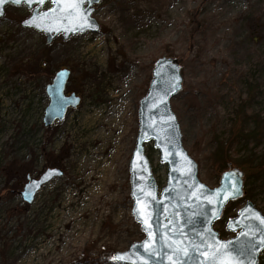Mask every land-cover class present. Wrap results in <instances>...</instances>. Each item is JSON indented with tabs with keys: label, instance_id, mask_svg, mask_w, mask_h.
<instances>
[{
	"label": "rangeland",
	"instance_id": "374dc122",
	"mask_svg": "<svg viewBox=\"0 0 264 264\" xmlns=\"http://www.w3.org/2000/svg\"><path fill=\"white\" fill-rule=\"evenodd\" d=\"M31 13L9 5L0 18V264H117L114 253L145 238L132 215L130 160L139 101L162 57L184 62L182 91L171 108L200 180L217 187L222 160L245 173L246 196L226 207L215 228L234 237L226 224L246 201L264 214V0H103L93 15L99 33L59 35L50 45L45 34L21 26ZM62 69L71 72L65 95L80 102L47 128L46 88ZM121 87L133 117L119 178L100 198L87 197L99 179L90 180V166L78 170L77 158L101 139L80 143L90 131L80 118L96 107H117L110 94ZM218 142L222 159L214 156ZM146 153L161 189L167 167L152 144ZM48 169L63 174L25 203L27 178Z\"/></svg>",
	"mask_w": 264,
	"mask_h": 264
},
{
	"label": "water",
	"instance_id": "95a60500",
	"mask_svg": "<svg viewBox=\"0 0 264 264\" xmlns=\"http://www.w3.org/2000/svg\"><path fill=\"white\" fill-rule=\"evenodd\" d=\"M102 0H84L83 7L90 10V20L93 27H86L80 31H65L64 28L72 27L68 25H52L53 30L47 31L34 26H26L24 21L36 15L37 12H46L57 7L52 0H44L43 4L38 2L32 6L24 3L13 4L11 0H5L0 5V18L4 17L5 9L9 5L25 6L32 11L31 16L22 21L21 26L25 29H33L46 35L48 45L53 40L63 34V39L67 40L71 36L84 35L86 33H99L100 24L93 18L95 5ZM49 4V8L43 9ZM39 22V21H38ZM47 22H43V27H47ZM60 28L59 31L55 30ZM71 72L67 69L59 70L52 83L46 88L50 98V104L45 111L44 124L46 127L52 126L55 122H62L69 108H76L80 99L74 94L65 95V88L69 82ZM175 82V87H173ZM183 76L181 63L176 58H159L152 70V80L149 89L144 97L139 101L138 121L139 128L136 138L135 148L130 160V186L131 197L133 199L132 215L140 225L145 238L140 242H135L125 252H116L113 260L117 264H171L168 256L174 260L178 258V264H210L211 254L203 255L204 244H213L209 238V232L214 234V240L221 245H227L234 249L233 256L239 264H247L251 256L250 243L255 242L261 245L259 251L255 252V264L260 263V257H264V242L260 237L264 236V224L257 219L264 218V214L255 207L252 201H247L237 214V217L228 221L226 231L235 234L234 238L224 240L214 229L215 224L222 218L226 206L231 202L239 201L246 194L245 173L232 168L221 175L217 187L211 188L200 180L199 164L189 155L183 146V136L179 122L171 108V100L182 91ZM152 144L159 154L160 164L167 167V182L160 189L155 178L152 164L146 154V145ZM191 161L189 165L188 161ZM235 173L234 177L230 174ZM58 169H48L39 179L28 177V182L21 193V198L25 203L32 204L42 187L52 179L62 176ZM38 184V186H37ZM235 184L239 189L238 195H233ZM203 185V188L199 187ZM227 190V199L213 195L217 190ZM140 204L137 205V198ZM147 220V227L142 221ZM153 232L152 243L145 248V242L150 240L148 232ZM246 234V235H245ZM171 239H175L178 244L168 247ZM183 241V244L179 242ZM191 242V243H189ZM193 246H198L194 250ZM186 247L187 251H176V248ZM243 249L244 255L239 252ZM155 252V254H151ZM124 254V259L120 255Z\"/></svg>",
	"mask_w": 264,
	"mask_h": 264
},
{
	"label": "bare ground",
	"instance_id": "6f19581e",
	"mask_svg": "<svg viewBox=\"0 0 264 264\" xmlns=\"http://www.w3.org/2000/svg\"><path fill=\"white\" fill-rule=\"evenodd\" d=\"M94 70L92 69L91 72L94 73ZM126 93L127 91L123 87L116 89V92H111L110 96L112 100L119 101L117 107L114 104L108 108L96 107L92 111L84 112L80 118L82 125L87 128L90 127V131L86 132L87 136L80 143L101 139V144L95 151L90 154L84 152L77 158L78 170L90 166L94 171V175L90 180L93 178L99 179L89 189L87 197L97 194V197L100 198L104 193L105 185L111 179L119 178L116 167L121 158L125 138L129 133V123L133 117L130 100ZM104 119L107 121L106 127L101 125Z\"/></svg>",
	"mask_w": 264,
	"mask_h": 264
},
{
	"label": "snow or ice",
	"instance_id": "6c2138e0",
	"mask_svg": "<svg viewBox=\"0 0 264 264\" xmlns=\"http://www.w3.org/2000/svg\"><path fill=\"white\" fill-rule=\"evenodd\" d=\"M13 4H20L22 0H11ZM24 3L32 6L34 3L38 2L40 4L44 3V0H23ZM91 2V0H89ZM5 0H0V5H3ZM53 4H56L57 7L51 8L46 12H37L36 15L32 16L30 19L25 20L24 23L26 26H34L38 28H42V30L51 31L53 30L52 25L60 24V25H68L73 24L72 27L64 28L65 31H80L86 27H93L94 23L90 20V10L83 7L84 0H52ZM3 13L0 12V15ZM39 21V22H38ZM43 22H47L48 26L43 27ZM55 30L59 31L60 28H56ZM173 87H175V82H173ZM189 165L191 161H188ZM236 174L232 173L230 176L234 177ZM38 186V184H37ZM199 187L203 188V185ZM231 188L234 189L233 195L239 194V189L236 187L235 184L231 185ZM225 192V195L221 197V199H227V190L221 189L217 190L213 195L220 196L221 192ZM140 204V198H137V205ZM257 219L260 220L262 224H264V218H261L257 214ZM146 224L147 227L151 228V225H148L147 220L142 221ZM148 235L150 237L149 241L145 242L144 247L148 248L150 244L156 243L155 240H152L153 232L149 231ZM209 238L213 240V244H208L206 241L201 240V243L204 244L203 255L207 256L211 254L212 259L210 264H239V261L234 258L233 252L234 249H230L227 245H221L218 241L214 240V234L209 232ZM246 235V234H245ZM261 241L264 242V236L260 237ZM183 244V241L179 242ZM191 243V242H189ZM178 244L175 239H171L168 247H174ZM194 250H198V246H193ZM251 256L247 260V264H255V252L259 251L261 245L256 244L255 242H251L250 245ZM176 251H183L186 252L187 248H176ZM155 254V252L151 253ZM240 256L244 255L243 249L239 252ZM120 259H124V254H121ZM169 261L171 264H178V258L176 260L170 255L168 256Z\"/></svg>",
	"mask_w": 264,
	"mask_h": 264
},
{
	"label": "trees",
	"instance_id": "16d2710c",
	"mask_svg": "<svg viewBox=\"0 0 264 264\" xmlns=\"http://www.w3.org/2000/svg\"><path fill=\"white\" fill-rule=\"evenodd\" d=\"M183 64H184V62L181 61V65H183ZM224 148H225L224 144H222V142H218V148H217V150L215 151V154H214L215 158L222 159L224 157V155H223L225 153V149ZM228 167H229V164L227 162L224 163L223 160H222V167H221L222 168L221 169L222 173H224L225 169H228ZM228 211L229 210H227L226 212H228ZM261 264H264L263 260H262Z\"/></svg>",
	"mask_w": 264,
	"mask_h": 264
},
{
	"label": "flooded vegetation",
	"instance_id": "af4514ba",
	"mask_svg": "<svg viewBox=\"0 0 264 264\" xmlns=\"http://www.w3.org/2000/svg\"><path fill=\"white\" fill-rule=\"evenodd\" d=\"M237 214H238V211H237ZM236 216H237V215H236ZM236 216H235V217H236ZM231 218H234V217H231ZM231 218H229L228 220H230ZM227 222H228V221H227ZM217 225H218V224H217ZM219 233H220V232H219ZM220 236H221V238L224 237L222 234H220ZM227 239H229V238H227ZM262 260L264 261V257H263V256L260 257V264H261Z\"/></svg>",
	"mask_w": 264,
	"mask_h": 264
}]
</instances>
